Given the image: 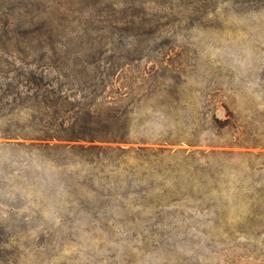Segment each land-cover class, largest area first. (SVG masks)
I'll return each mask as SVG.
<instances>
[{
    "label": "rangeland",
    "instance_id": "rangeland-1",
    "mask_svg": "<svg viewBox=\"0 0 264 264\" xmlns=\"http://www.w3.org/2000/svg\"><path fill=\"white\" fill-rule=\"evenodd\" d=\"M93 60L115 89L159 90L147 128L201 140L175 149L231 152L208 163L221 170L216 206L139 209L156 195L137 189L164 176L134 152L91 164L35 139L43 111L16 99L22 83L45 71L70 87ZM162 158L188 176L185 156ZM257 205L264 0H0V264H264V217L248 215Z\"/></svg>",
    "mask_w": 264,
    "mask_h": 264
},
{
    "label": "trees",
    "instance_id": "trees-1",
    "mask_svg": "<svg viewBox=\"0 0 264 264\" xmlns=\"http://www.w3.org/2000/svg\"><path fill=\"white\" fill-rule=\"evenodd\" d=\"M105 63L112 64L111 61ZM100 64L98 60L87 62L89 67H86L93 72L82 76V80L80 77H73L68 83L72 84L70 87L51 78L45 71L35 76V82L26 79L25 83H22L25 89L17 93L16 99L23 103H35L37 109L43 111L42 117L39 118L43 126L39 128L40 134L35 136V139H39L45 146H49L51 141H57L54 146L64 147L91 164L120 162L130 154L129 152H134L136 157L151 164L150 169L153 172L164 176L163 182L159 184L145 185L137 189L138 193L153 192L156 195L154 200L134 202L139 209L156 211V214H165V210L171 206L181 208L182 212H193L195 209L211 210L216 206L211 197L216 188L212 181L221 175V170H212L208 163L213 156L225 157L231 152L175 149V145H197L201 140L188 138L174 130H169L168 133L166 129L150 131L147 128L150 119L148 110L152 105L150 100L156 92L158 96L159 90L148 92L140 87L136 92L130 93L115 89L112 74L99 76ZM51 65L53 64L49 62L45 64L46 67ZM235 124L236 116L231 113L227 125ZM154 143L159 145L152 146ZM210 143L214 145L218 141ZM179 155L190 160L186 163L188 167L184 169L189 173L187 177L182 175L183 169L178 165H169L163 169L154 163L158 158L161 160L157 162L161 163L162 156L177 159ZM192 163L197 164L190 167ZM168 170L175 174L171 177V174L167 173ZM195 174L200 176L197 177L200 180L195 181ZM172 178L174 182H170ZM182 179L186 180V183ZM100 205H105V202L98 204L99 207ZM248 215L264 217V209L261 210L258 205L254 206L253 212Z\"/></svg>",
    "mask_w": 264,
    "mask_h": 264
}]
</instances>
